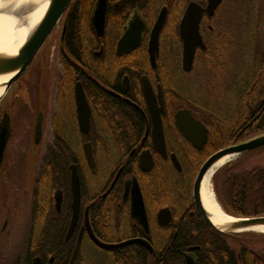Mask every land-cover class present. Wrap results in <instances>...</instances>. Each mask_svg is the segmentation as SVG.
Segmentation results:
<instances>
[{
    "label": "flooded vegetation",
    "instance_id": "af4514ba",
    "mask_svg": "<svg viewBox=\"0 0 264 264\" xmlns=\"http://www.w3.org/2000/svg\"><path fill=\"white\" fill-rule=\"evenodd\" d=\"M141 2L108 0L104 32L98 37L91 24L93 4L85 13L82 10L86 9L87 1L72 0L70 11L68 9L58 23L57 39L48 40L28 69L27 83L14 86L10 91V101L4 104V100L0 104V124L8 116L11 121L10 106L19 101L33 117V125L39 115L43 123L47 117L46 133L42 129L44 149L41 162L47 159L50 152L57 159L64 156L70 160L68 172L62 177L58 176L56 184H40L37 192V171L33 184L27 185L24 182L26 168L16 170L9 164L13 159L9 153L11 131L0 163V220L3 219L0 235L8 233L3 225L15 218L19 202L27 197L24 217L27 227L22 247L28 257L27 264H93V256L86 252L88 246L108 256L128 252L138 254L142 249L153 254V238H173L176 228L196 217L201 218L193 200V185L203 164L195 170L198 156L211 149V146L207 147L209 129L193 109L186 106L177 108L171 114L170 127L166 121L169 102L163 86H175L177 73L186 79L205 62L208 40L215 39L217 34L212 22L217 19L219 7L212 16L203 12L199 32L205 49L196 48L190 71H184L183 41L179 27L186 7L192 1L180 3L179 0H170L169 6L163 5L157 12L148 8L146 13L140 9ZM197 4L205 8L207 2L204 0V3ZM164 6L167 8L166 21L159 34L158 55L152 64L148 52L150 33ZM130 27L132 32L127 46L135 41L138 31L140 40L133 47L120 52L117 50L118 43ZM50 48L57 50L56 61L60 67L52 103L48 102V73L45 71ZM63 63L71 68L67 81L70 86L66 94L59 90L64 77ZM146 80L157 100L161 91L166 155L157 150L153 141L152 121L143 90ZM78 84L90 108L87 132L81 131L77 118L75 88ZM25 90L29 95L27 103L21 101V93ZM182 109L191 110L194 118L208 130V139L202 149L194 148L176 127L174 115ZM262 109L264 114V105ZM259 133L263 134L264 131ZM86 144L91 145L94 167L86 159ZM194 154L197 156L194 157ZM171 155L175 156L179 168ZM151 163V169L146 170ZM72 167L80 184V205L71 229ZM37 170L59 169L38 167ZM135 181L144 203L147 232L131 215ZM164 209L169 211L170 219L160 224L158 214ZM90 232L106 244L145 239L153 250L149 252L139 243L104 250L94 244ZM190 248H194L190 252L192 254L198 249L189 247L184 254ZM162 251L167 252L168 249L163 248Z\"/></svg>",
    "mask_w": 264,
    "mask_h": 264
},
{
    "label": "trees",
    "instance_id": "16d2710c",
    "mask_svg": "<svg viewBox=\"0 0 264 264\" xmlns=\"http://www.w3.org/2000/svg\"><path fill=\"white\" fill-rule=\"evenodd\" d=\"M86 1L87 7L82 12L88 13L92 4L94 9L96 0ZM169 1L142 0L140 9L144 13L148 8L157 12L161 6H169ZM179 1L182 3L187 0ZM190 1L204 3V0ZM256 5L255 17L252 18L253 23L247 36L243 31L244 33L238 35V42H235L236 38L228 37V32L222 26L221 31L217 28V37L208 40L206 52L208 57L204 63L207 65L210 77L220 74L223 78L229 76L234 73L230 66L235 63L244 66L243 74L238 71L235 78L236 86L233 88L235 89L233 93L236 96V103L232 112L224 114L213 109L203 108L191 99L187 100L176 86H163L169 102L167 110L169 116L166 121L170 127L172 126L171 114L177 108L186 106L193 109L209 129L207 147L211 146V149L207 148L205 154L198 156L195 170L214 152L240 143L264 131V127H257L263 114L262 106L264 105V0H257ZM235 6L232 0H223L217 10L216 17L232 10ZM212 24L216 28L214 22ZM227 45L236 48L233 63L231 58H227L225 52ZM247 48L248 53L247 51L244 53V49ZM218 59L221 64L216 68ZM63 69L64 77L60 81L59 90L66 94L70 86L67 81L71 68L69 64L63 63ZM199 108L202 109L201 112ZM196 156L194 154V157ZM241 160L224 166L214 174L212 183L216 200L229 216L238 218L264 217V166L248 170L244 168ZM69 161L64 156L57 159L50 152L47 159H43L40 163L39 168L57 167L59 170H37L38 186L36 191L40 190V184H56L58 176L62 177L68 172ZM17 165L19 164L17 163ZM17 165H15L16 168ZM226 167H231V169L228 170ZM174 232L176 234L173 238L152 239V245L155 248L153 254H149L145 249L139 250L138 254L133 252L114 254V256H108L102 264H183L184 253L189 247L198 248L194 251V255L199 264H264V234L262 233L222 234L198 217L193 221H188L186 225L183 224L180 228H176ZM163 248L168 251H162ZM27 258L22 249L10 254L6 250L5 244L0 240V264H27ZM93 260V264H98L95 262V256H93Z\"/></svg>",
    "mask_w": 264,
    "mask_h": 264
},
{
    "label": "water",
    "instance_id": "95a60500",
    "mask_svg": "<svg viewBox=\"0 0 264 264\" xmlns=\"http://www.w3.org/2000/svg\"><path fill=\"white\" fill-rule=\"evenodd\" d=\"M207 4L205 8H202L195 2H190L185 10L184 16L180 23L179 31L183 41V70L190 71L194 58L196 48L205 49V45L202 41L199 32V23L203 12L208 16H212L215 10L222 4L223 0H206ZM72 0H23L19 5L9 10L2 11L0 14L10 16L15 21L14 32H13V48L11 50H0V104L7 97L11 89L22 79L27 73L36 55L41 53L43 46L48 42L49 37L56 25L66 13L70 11ZM108 6V0H96L93 12L91 24L98 37H101L104 32L105 16ZM38 13L35 21L31 24H24L27 19L33 14ZM167 16V8L164 6L160 9L157 19L155 20L150 33V39L148 43V52L150 61L152 64L155 63L158 55V39L162 27L165 24ZM138 23L141 24V20L138 17ZM132 27L127 29L123 37L118 43V51L127 49V47H133L136 45L139 38L138 35L130 46H127ZM140 29V28H139ZM143 90L148 105V109L152 121V136L154 144L157 150L166 155V145L164 140V132L162 127L161 114L164 112V106L162 101L161 91H159L158 100L154 96L149 82L146 80L143 82ZM75 100L77 109V118L81 131L87 132L90 127V108L84 96V92L78 84L75 88ZM9 116L6 121H2L0 124V163L3 160L4 150L9 137L11 136V124ZM175 125L178 130L182 133L187 141L196 149H202L208 139V130L198 120L194 118L191 110L182 109L176 112L174 115ZM264 126V114L257 123V127L261 128ZM42 129L43 122L42 117L39 115L36 122L33 125V143L40 145L42 140ZM264 147V134H260L246 141L232 144L224 147L212 155H210L201 165L196 179L193 185V200L198 215L202 220L212 227L214 230L222 234H242V233H259L251 228L255 225H264V217H253V218H238L232 217L224 213L225 216L235 219L236 221L229 224L228 230H221L217 228L210 220V215L207 214L204 206L201 202L200 189L201 183L210 170V168L218 162L222 157L231 155L232 159L243 156L246 153L257 150ZM86 159L91 167L95 166L92 148L90 144L85 145ZM37 158V157H36ZM176 167L179 168L177 160L174 155H171ZM227 162V163H228ZM36 167V165H35ZM152 163L146 170L151 169ZM71 187H72V208L73 218L71 223V229L73 228L75 221L78 216L79 205H80V184L78 175L72 167ZM35 176L32 178V184ZM131 215L136 219L145 231L147 232L148 222L142 195L135 181L134 189L131 200ZM160 224L167 223L170 219V213L168 210H161L158 214ZM225 227V226H224ZM264 234V233H262ZM90 236L94 244L104 250H108L115 247L125 246L131 243H139L143 247L147 248L149 252H152L151 245L145 239H132L120 244H106L98 240L91 232ZM77 249V246H76ZM194 248H190L189 252L184 254L183 264H199L194 254L190 253Z\"/></svg>",
    "mask_w": 264,
    "mask_h": 264
},
{
    "label": "rangeland",
    "instance_id": "374dc122",
    "mask_svg": "<svg viewBox=\"0 0 264 264\" xmlns=\"http://www.w3.org/2000/svg\"><path fill=\"white\" fill-rule=\"evenodd\" d=\"M232 1L236 6L232 10H229L226 13H222V15L217 17V19H215L213 22L216 30L218 28L221 31L223 26V28L228 32V37H235V42H238L237 38L239 34L245 32V35H248V30L253 23L252 18L254 19L255 17L254 10L257 6V0ZM57 29L58 24L51 33L49 41L57 39ZM51 49L52 48H50V50ZM56 51L57 50H51L49 52V58L45 66V71L46 73H48V102L51 103L53 102V100L51 101V98L53 96L55 85L57 82L58 70H60V67L56 61ZM246 51L248 53V48L246 50L244 49V53ZM225 52L227 58H231V62L233 63V56L236 52V48L232 45H227L225 47ZM217 61L218 62H216V68L221 64L219 59ZM230 68L234 71L235 74L231 73L229 76L224 78L221 76V74L219 76L210 77L211 75L207 71V65L203 63L199 67H197V69L189 77H186V79L184 78V76H181L179 73H177L174 78L175 86L180 91V93H182L185 98H187V100L191 99L193 102L198 103L203 108H207L210 110L213 109L224 114H229L230 112H232L236 103V96H234L233 93V90H235L233 88H235L236 86L235 78L238 71H240V74H243L244 66H240L238 64L236 65L235 63L231 65ZM27 74H25L16 85H20L23 83L26 84L28 80ZM28 96L29 95L27 91H23L21 93V101L27 103ZM10 99L11 95L9 92L7 97L4 99V104L9 102ZM199 111L201 112L202 109L199 108ZM10 113L12 117L10 121V123H12V142L11 147L9 148V153L11 156H13V159L9 164L11 166H14L15 168V165H17V163L19 164L17 165V168L25 167L26 171L24 175V182L27 185H31L32 178L35 176L37 168L39 167L42 160V150L44 149L43 142L41 140L40 145H35L33 143V117L30 115V112L27 111L26 106H24L20 101L16 102L14 105L10 106ZM45 121L43 123V129L46 133L45 127L47 122ZM18 159L20 162L18 161ZM241 159V162L245 169L249 170L253 168L263 167L264 147L244 154ZM234 160H236V158L232 159L230 162H233ZM224 165L221 168H223ZM226 168H228V170L231 169V167ZM27 203V197L24 199V201L19 202V207L16 210L17 215L15 216V218H12L7 225H3V227H6L5 230L8 231V233L4 232L3 235H0V240L5 244L6 250L10 254L14 251L22 249L24 245V237L27 227V222L24 217L25 212L27 211ZM3 209L5 210V208ZM2 224L3 219L0 220V227L2 226ZM86 252L89 255L95 256V262L98 264H102L108 258V255L105 252L99 251L91 246H88V248H86Z\"/></svg>",
    "mask_w": 264,
    "mask_h": 264
},
{
    "label": "bare ground",
    "instance_id": "6f19581e",
    "mask_svg": "<svg viewBox=\"0 0 264 264\" xmlns=\"http://www.w3.org/2000/svg\"><path fill=\"white\" fill-rule=\"evenodd\" d=\"M22 1L23 0H0V10H9L19 5ZM37 15L38 13H35L30 16L27 21L23 23V25L31 24L33 21H35ZM14 26L15 21L13 18L4 14H0V50H11L15 46H13L14 40L12 37ZM1 92L2 89H0V94ZM232 157L233 156L231 155L224 156L218 162H216L204 176L200 189V197L204 209L206 210L207 214L211 216V222L221 230H228L229 224L235 222L236 220L224 215L225 212L217 202L212 190V178L220 167H222L224 164V166H226L232 163L228 162ZM251 229L259 233H264V225H255Z\"/></svg>",
    "mask_w": 264,
    "mask_h": 264
}]
</instances>
